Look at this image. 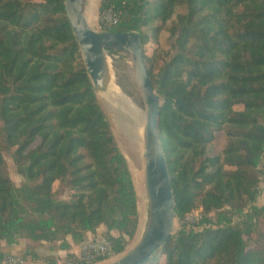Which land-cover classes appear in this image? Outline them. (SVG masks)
<instances>
[{"label": "trees", "instance_id": "1", "mask_svg": "<svg viewBox=\"0 0 264 264\" xmlns=\"http://www.w3.org/2000/svg\"><path fill=\"white\" fill-rule=\"evenodd\" d=\"M64 2L0 0V264L11 255L2 243L20 239L28 261L58 264L37 248L82 245L100 226L120 257L139 225L138 187ZM109 9L116 25L102 21ZM99 11V31L139 33L144 51L169 33L162 63L157 52L144 61L161 98L176 218L202 208L144 264H264V0H101ZM217 132L226 144L213 154Z\"/></svg>", "mask_w": 264, "mask_h": 264}, {"label": "water", "instance_id": "2", "mask_svg": "<svg viewBox=\"0 0 264 264\" xmlns=\"http://www.w3.org/2000/svg\"><path fill=\"white\" fill-rule=\"evenodd\" d=\"M87 0H65L66 14L79 43L87 73L97 90L106 86L109 53L131 57L133 76L145 104V186L149 215L136 244L116 260L106 264H144L172 239L176 221L174 191L168 162L158 131L161 98L154 90L145 61L142 36L136 32L99 31L86 17Z\"/></svg>", "mask_w": 264, "mask_h": 264}, {"label": "rangeland", "instance_id": "3", "mask_svg": "<svg viewBox=\"0 0 264 264\" xmlns=\"http://www.w3.org/2000/svg\"><path fill=\"white\" fill-rule=\"evenodd\" d=\"M92 1H97L94 5L95 8V18H93L90 21V25L100 30V18L101 13L99 11L101 0H87L86 2V16L88 13V8L91 5ZM170 36L167 31H163L159 38H155L153 35L151 36L150 42L145 45V53L147 56L151 57L154 55L155 52L159 53V64L162 63V60L164 57L167 56V54L163 53L162 50H169L170 48ZM108 70L109 75L107 78L106 86L102 90L97 91V97L99 99V102L104 109L105 113L107 114L111 127L113 130V133L116 137L117 143L123 152V154L126 156L130 170L133 174L135 183L138 187V208H139V225L137 229V233L134 237V239L128 244L126 247V250H129L132 248L137 240H138V234L141 228H143V232L145 230L148 215H149V198L145 186V162H144V151H145V132L144 129L136 135L133 132H130V130L127 127L128 123H139L141 121L140 111L142 109L145 110V104L143 101L142 94L140 92V89L134 79L133 76V62L130 56L123 54V53H112L108 55ZM123 91L126 95V98L121 97L118 99V102L114 104H109L107 100L105 99V94L109 95L114 93L115 91ZM105 99V100H104ZM238 109H241V106H237ZM143 113V112H142ZM140 117H139V116ZM143 135V136H142ZM39 142V140L34 144V146ZM226 144V137L224 132H217L216 133V139L212 146V153L213 154H219L224 149ZM13 151L5 152V159L8 165L9 173L11 175V178L15 182L17 186H20L22 183H24L25 179L17 174L16 171V165L13 160ZM56 190L59 192V198L61 199H69L68 191L65 187H63L62 184L57 183L55 185ZM256 204L258 206H262L264 204V183L260 184V193L257 197ZM201 209L192 211L188 216L191 215L192 219H197L201 215ZM144 221V226L143 225ZM185 222H187V219L180 220L176 218L175 221V227L173 233H176L182 226H184ZM191 225H187L186 227H190ZM202 227H199L201 229ZM99 233L106 235V229L104 226L99 227ZM19 246L13 245V249L10 246H6L4 243H2V247L8 251L11 255L19 257L23 260L22 264H42L41 260H39L37 263H34L32 261H28L24 256L23 252L26 248H31L30 241H27L25 239H20ZM53 244V245H52ZM60 242L56 243H49L44 242L37 248V252L39 256L46 257L49 255H55L57 260L59 258V251H55L52 249L51 246L58 247ZM18 245V244H17ZM123 252V254H125ZM121 254L120 256H122ZM119 257L113 256V259L116 260ZM112 259V260H113ZM2 264H8L2 263Z\"/></svg>", "mask_w": 264, "mask_h": 264}, {"label": "built area", "instance_id": "4", "mask_svg": "<svg viewBox=\"0 0 264 264\" xmlns=\"http://www.w3.org/2000/svg\"><path fill=\"white\" fill-rule=\"evenodd\" d=\"M102 21L107 26L116 25L119 22V15L116 11L107 10ZM112 54V53H110ZM199 211V210H197ZM187 221L191 222L193 219L187 216ZM115 252L113 251L110 240L107 235L98 233L96 237L88 239L81 245L80 252L75 255L68 256L67 254H59L57 260L58 264H98L103 261H108L113 258ZM23 260L19 257L10 256L8 264H22Z\"/></svg>", "mask_w": 264, "mask_h": 264}, {"label": "bare ground", "instance_id": "5", "mask_svg": "<svg viewBox=\"0 0 264 264\" xmlns=\"http://www.w3.org/2000/svg\"><path fill=\"white\" fill-rule=\"evenodd\" d=\"M96 2L97 1H92L90 7L88 8V13H87V16L86 17H87L89 23H90V21L93 18H95V8H94V5H95ZM104 96H105V99L107 100V102L109 104H114V105L118 102V99H120L121 97L126 98V95L124 94V92L122 90L121 91L117 90V91H115L112 94H109V95H106L105 94ZM140 116L142 118H141V121L139 123L135 122L133 124H131V123H128L127 124V127L130 130V132H133L136 135H138L142 131V129H144V125H145V110L144 109H142L140 111ZM143 226H144V221H143L142 227ZM142 234H143V228H141V230L139 231L138 240L141 238Z\"/></svg>", "mask_w": 264, "mask_h": 264}, {"label": "crops", "instance_id": "6", "mask_svg": "<svg viewBox=\"0 0 264 264\" xmlns=\"http://www.w3.org/2000/svg\"><path fill=\"white\" fill-rule=\"evenodd\" d=\"M69 243H70V248L68 249H62L59 251V254H67V253H71L73 255L78 254L80 252L81 249V242H74L71 238L69 239ZM20 244L18 243V245L16 244L15 246H19ZM12 249L14 248L13 246H11Z\"/></svg>", "mask_w": 264, "mask_h": 264}]
</instances>
